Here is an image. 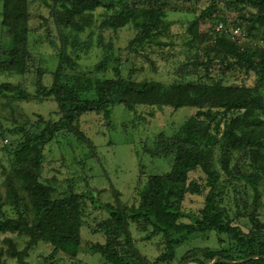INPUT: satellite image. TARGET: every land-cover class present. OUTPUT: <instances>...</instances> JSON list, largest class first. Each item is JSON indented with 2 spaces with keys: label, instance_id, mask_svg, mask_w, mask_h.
I'll list each match as a JSON object with an SVG mask.
<instances>
[{
  "label": "trees",
  "instance_id": "obj_1",
  "mask_svg": "<svg viewBox=\"0 0 264 264\" xmlns=\"http://www.w3.org/2000/svg\"><path fill=\"white\" fill-rule=\"evenodd\" d=\"M39 1L58 30L75 36L96 25L103 32L133 30L134 37L126 50L139 54L147 49L174 48L173 42L164 41L171 36L173 25L166 18L168 7L176 9L178 1L198 6L201 0ZM205 1L208 5L188 23L187 35L182 36L189 53L185 67L192 69L191 74L201 69L195 77L171 83L135 81L123 76L119 67L114 69L115 77H101L111 60L107 54L95 66L94 75H85L76 71L77 64L72 58L80 45L73 42V50L68 52L66 40L61 39L62 44L58 46L47 35L59 59L52 84L43 83L42 70L38 69L34 95L8 83L0 85V96L7 99L12 98L7 92H15L21 101L55 102V114L59 116L57 122L36 115L32 123L13 128L0 125V138L17 139L12 149L5 148L10 155L8 167L0 162L3 176L0 235L28 238L22 250L6 238L9 247L0 249V264H6L4 256L17 264H26L30 250L39 243L52 248L47 260L58 253L76 259L82 249L81 229L87 226L85 218L89 207L107 213L92 229L93 234H103L105 241L89 243L92 252L101 257L102 264H173L179 247L197 236L206 238L212 232L217 234L220 244L228 240L233 246L220 250L196 248L188 251L179 264L189 259H192L189 263L206 264L216 258L215 264H236L229 261L249 257L257 258L241 264H264V220L259 213L263 197L260 188H264V46H261L264 43V0L226 2L227 9L237 13L232 26L243 30L249 40L247 44L231 39L226 29L213 30L212 37L199 34L200 21L214 14L219 16L217 3L220 0ZM29 3L30 0H0V28L10 39L5 49L0 36L1 73L24 76L34 68ZM101 8L106 12L96 24L94 12ZM219 20L216 25L229 26L227 20ZM107 50L110 51L108 47ZM116 62L119 63V59ZM214 64L231 72L235 82L225 84L221 79L214 80L210 72ZM117 105L131 112L138 107L194 109L172 137L161 133L153 146L144 147L153 157L169 159L170 171L144 180L132 205L123 203L116 190H113L115 204L100 203L93 190L90 194L73 192L57 197L51 182L42 181L45 147L59 133L66 132L92 150L90 140L78 127L80 118L91 112L109 123L112 108ZM196 172H201L203 177L192 178ZM236 182L245 184L248 190L246 198L240 201L243 212L236 217L249 222L247 232L232 222L220 205L224 190ZM195 195L204 196V205L198 214L184 210L187 196ZM132 226L147 240L161 238L155 260L148 259L136 248Z\"/></svg>",
  "mask_w": 264,
  "mask_h": 264
},
{
  "label": "rangeland",
  "instance_id": "obj_2",
  "mask_svg": "<svg viewBox=\"0 0 264 264\" xmlns=\"http://www.w3.org/2000/svg\"><path fill=\"white\" fill-rule=\"evenodd\" d=\"M226 2L227 0H220L217 3L218 17L214 14L212 18L206 17L205 21H200L199 34L212 37L213 30L221 32L226 29L231 35V39H239L240 44H247L249 40L244 36L243 30L232 26L231 22L237 18V13L227 9ZM207 5L208 2L205 0H201L198 6L192 2L178 1L176 9L168 7L166 18L173 22V25L171 36L164 41L173 42L175 47L163 50L147 49L139 54H133L126 50L129 41L134 37L133 30L124 29L116 33L103 32L96 25L84 34L75 36L69 31L58 30L40 1L30 0V52L34 57V68L31 69L30 74L24 76L0 72V85L8 83L34 95L38 69L42 70L43 83L48 86L52 84V75L58 68L59 59L56 49L47 40V35L55 40L58 46L62 44L61 39L66 40L68 52L73 50V42L80 45L72 58L77 64L76 71L85 75H94L92 72H94L95 66L107 54L111 56V60L107 63L105 73L100 74L101 77H115L114 69L117 67L120 68L123 76H130L135 81L154 80L171 83L189 76L195 77L201 73V69L191 74L192 69L185 67L188 64L189 53L183 45L182 36L187 35L188 23L198 17L200 11ZM105 12V9L102 8L94 12L96 24L100 23ZM215 17L217 18L215 19ZM221 18L227 20L229 26L225 27L222 23L216 25V22ZM0 36L4 42V48L7 49L6 42L10 39L1 28ZM261 46H264V43ZM107 47L110 49L109 52ZM117 59H119V63L116 62ZM210 72L216 81L221 79L225 84L235 82L234 75L231 72L223 71L219 64H214ZM7 94L12 98L7 99L0 96V125L3 128L32 123L37 119L36 115H43L54 122L59 120V116L55 114L57 111L55 102L21 101L17 99V93L7 92ZM193 111L194 109L190 108L174 111L171 108L159 110L138 107L136 111L131 112L124 106L117 105L112 108L109 123L101 115L86 113L80 118L78 127L90 140L93 149L91 150L88 146L78 142L72 134L59 133L44 149L42 181L51 182L57 197H65L73 192L90 194V191L93 190L100 203L115 204L113 190H116L123 203L132 205L137 200L138 189L144 180L149 176L160 175L171 169L169 159L153 157L144 150V147L153 146L161 133L172 137L185 120L193 114ZM150 113H153V116ZM15 140L17 139L10 137L0 138V162L4 166L8 167L10 156L5 148L12 149ZM200 176L203 177V174L196 172L192 178ZM2 181L3 176L0 173V184ZM260 189L263 197L259 213L264 220V188ZM247 193L245 184L236 182L227 186L220 197V205L225 208L230 220L243 228L245 232L250 227L249 222L244 218L236 217L239 212H243L240 201L246 198ZM250 196H252V192ZM251 200L252 198L249 201ZM203 205V195L187 196L184 210L198 214ZM106 217L105 211H94L89 207L85 218L87 226L81 229L82 249L76 259H70L58 253L53 259L47 260L52 253V248L44 243H39L30 250L26 264H102L101 257L92 252L89 243L105 241L103 234H93L92 229L97 222ZM31 221H34L33 216H31ZM131 233L139 252L148 259L155 260L159 255L158 246H161V238L155 237L147 240L144 238L145 235L138 232L134 226L131 227ZM6 238L11 239L18 250H22L28 241L25 236L0 235V249L7 250L9 247L5 241ZM222 238L224 239V236ZM228 245L233 246L228 243V240L220 244L215 232L206 238L197 236L177 249L173 264H179L182 257L190 250L196 248L220 250ZM4 260H6V264H17L15 260L8 259L6 256H4Z\"/></svg>",
  "mask_w": 264,
  "mask_h": 264
},
{
  "label": "water",
  "instance_id": "obj_3",
  "mask_svg": "<svg viewBox=\"0 0 264 264\" xmlns=\"http://www.w3.org/2000/svg\"><path fill=\"white\" fill-rule=\"evenodd\" d=\"M257 257H249V258H246V259H244V260H242V261H237V262H230L229 261V263H236V264H241V263H244V262H248V261H250V260H254V259H256ZM262 258H264V257H262ZM217 260H218V258H216L215 260H214V262H212V263H206V264H215L216 262H217ZM192 261V259H189V260H187L186 262H185V264H187V263H189V262H191Z\"/></svg>",
  "mask_w": 264,
  "mask_h": 264
}]
</instances>
